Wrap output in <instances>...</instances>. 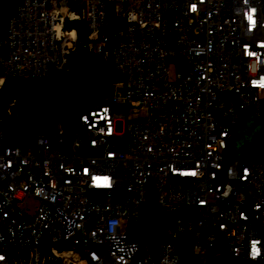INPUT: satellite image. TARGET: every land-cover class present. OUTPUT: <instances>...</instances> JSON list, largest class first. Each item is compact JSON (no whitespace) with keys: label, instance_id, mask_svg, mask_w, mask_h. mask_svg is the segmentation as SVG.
<instances>
[{"label":"built area","instance_id":"obj_1","mask_svg":"<svg viewBox=\"0 0 264 264\" xmlns=\"http://www.w3.org/2000/svg\"><path fill=\"white\" fill-rule=\"evenodd\" d=\"M51 1L17 0L0 40V90L8 76L68 71L77 30L66 22L81 18L84 46L119 77L70 119L69 140L58 123L26 147L5 144L0 116V264L64 253L83 264H210L217 239L264 262V157L224 154L241 115L261 112L264 0ZM110 10L124 26L103 31ZM151 192L183 212L166 226L178 243L155 252L127 237Z\"/></svg>","mask_w":264,"mask_h":264},{"label":"trees","instance_id":"obj_2","mask_svg":"<svg viewBox=\"0 0 264 264\" xmlns=\"http://www.w3.org/2000/svg\"><path fill=\"white\" fill-rule=\"evenodd\" d=\"M16 3L17 0H1L0 2V40L6 37L7 21L13 13ZM66 26L77 30V51L75 58L68 63V71H72L76 77L93 78V82L89 84L88 94L85 99V105L89 106L93 98L100 97L103 91L113 88L119 75L110 58L104 57L84 46L89 40L90 33L85 18L68 20ZM123 26L124 21L113 10H110L108 25L102 30L112 32ZM65 72V68L52 67L46 76H8L5 79L0 90V116L4 120L5 144L26 147L36 134L53 135L57 133L59 121L56 107L60 97L65 93ZM32 84H38L41 87L45 99L50 102V106L44 111L31 113L26 118L15 121L13 120L14 115L10 112V105L18 93L27 91ZM249 154L255 157H264V131L257 135L255 144ZM141 209L142 216L137 219L132 218L128 222V240L139 243L143 251L146 249L152 252H155L159 244L164 240H172L178 243V238L180 237L172 238V235H168L166 226L177 216L183 214L181 208L175 210L162 208L157 201L155 193L151 192L142 203ZM181 236H187V233H182ZM51 244L60 251L70 248L62 242H52ZM182 247L178 245L179 249H182ZM187 251L188 249L183 247L182 253L188 259ZM211 251H217L218 253L216 257L209 259L210 264H264V262H257L223 252V246L218 239ZM58 262L59 258L57 256H49L47 254L45 259L39 264H57Z\"/></svg>","mask_w":264,"mask_h":264},{"label":"water","instance_id":"obj_3","mask_svg":"<svg viewBox=\"0 0 264 264\" xmlns=\"http://www.w3.org/2000/svg\"><path fill=\"white\" fill-rule=\"evenodd\" d=\"M1 2V0H0ZM93 78H82L73 75L72 71H66L64 75L65 93L60 97L56 107L58 121L67 140L70 137L69 121L71 118L80 119V113L85 111V99L88 94L89 84ZM50 106V102L44 97L38 84L24 92L18 93L10 105V112L15 121L26 118L31 113L44 111Z\"/></svg>","mask_w":264,"mask_h":264},{"label":"rangeland","instance_id":"obj_4","mask_svg":"<svg viewBox=\"0 0 264 264\" xmlns=\"http://www.w3.org/2000/svg\"><path fill=\"white\" fill-rule=\"evenodd\" d=\"M170 78L175 77L174 67L171 66L169 70ZM264 131V98L261 100V112H249L241 115L238 126L232 131L229 138V146L225 149L224 154L232 155H245L250 152L257 135ZM30 203L35 204V199H30ZM73 256L70 254L67 257H62L59 264H83V262H75ZM72 262V263H70Z\"/></svg>","mask_w":264,"mask_h":264},{"label":"bare ground","instance_id":"obj_5","mask_svg":"<svg viewBox=\"0 0 264 264\" xmlns=\"http://www.w3.org/2000/svg\"><path fill=\"white\" fill-rule=\"evenodd\" d=\"M60 4H65V1H63V0H52L51 1V5H52V7L53 8H55V7H57L58 5H60ZM69 254H66V253H64L63 254V257L65 258V257H67ZM59 264V263H58Z\"/></svg>","mask_w":264,"mask_h":264}]
</instances>
